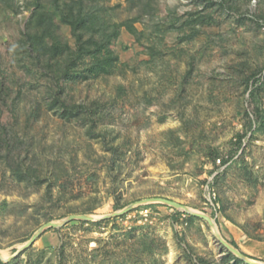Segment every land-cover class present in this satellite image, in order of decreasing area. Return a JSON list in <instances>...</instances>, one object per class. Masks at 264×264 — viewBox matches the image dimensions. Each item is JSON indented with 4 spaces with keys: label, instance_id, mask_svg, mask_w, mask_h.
<instances>
[{
    "label": "rangeland",
    "instance_id": "374dc122",
    "mask_svg": "<svg viewBox=\"0 0 264 264\" xmlns=\"http://www.w3.org/2000/svg\"><path fill=\"white\" fill-rule=\"evenodd\" d=\"M30 1L0 0L1 119L13 157L40 180L18 181L0 158V255L6 253V262L59 264L63 248L62 264H194L197 256L232 264L222 239L264 263V119L244 90L248 78L264 81V21L258 19L264 0H236L235 9L210 0H156L153 15L136 23L157 39L156 52L122 27L111 43L125 62L116 75L66 87L63 96L71 103L99 99L104 105L97 129L109 130L107 140L119 146L113 170L111 154L81 119L65 120L48 108L53 79L42 70L28 72L20 61ZM105 4L114 7V20L138 13V5L127 13L128 0ZM174 15L176 25L197 16L191 26L197 30L167 29L158 40L156 24L170 28ZM56 23L73 46L70 27ZM254 83L249 79V88ZM118 85L124 95L110 103ZM260 94L264 114V85ZM245 112L255 123L237 148ZM230 150L235 155L217 165ZM157 198L187 210L151 201ZM74 214L93 218L47 228L18 252L44 224Z\"/></svg>",
    "mask_w": 264,
    "mask_h": 264
},
{
    "label": "trees",
    "instance_id": "16d2710c",
    "mask_svg": "<svg viewBox=\"0 0 264 264\" xmlns=\"http://www.w3.org/2000/svg\"><path fill=\"white\" fill-rule=\"evenodd\" d=\"M156 0H128L127 13L132 12L136 5L138 10L136 14H128L125 18L114 20L111 16V11L114 7L106 6V0H31L28 2L29 6H33L30 16L25 23V29L21 33L19 39L20 61L28 63L25 68L28 72L43 71V74H48L54 86L49 89V109H56L59 116L65 120L81 119L82 123L87 126L88 134L96 139H101L105 150L111 154L109 169L113 170L116 165V157L118 155V145H114L112 139L107 140L109 130H100L98 128L99 116L104 105L100 100H95L92 105L71 103L63 96L66 87L70 83H77L81 80L91 81L98 79H106L109 76L116 75L117 69L125 65L121 62L118 54L114 52L111 47L113 40L119 36L120 29L124 27L134 38L140 43L144 44L153 52H156L158 44L157 39H153L145 35L144 29L139 30L136 23L139 22L144 14L152 16ZM211 4H217L219 7L226 6L230 9L238 8L236 0H220ZM51 8H47V5ZM258 19L264 21V14H260ZM70 27L71 36L74 39V45L71 46L66 40H63L58 32L59 25ZM179 17L174 15L170 22V28H163L161 23L156 24V29L162 31V34H157L158 40L163 41L164 34L167 29H182L183 25H195L199 18L192 15V18L179 25L176 21ZM259 21L257 20V23ZM192 32L196 31L191 27ZM193 36V33H192ZM160 41V42H161ZM159 43V42H158ZM123 49L127 46L123 45ZM249 79H254L255 83L249 88ZM260 82V84H257ZM264 85V81L259 78H248L245 80V89L249 91V98L254 106V113L259 120L264 119V114L261 110V94L260 88ZM2 84L0 83V87ZM2 88V87H1ZM116 96H113L108 101L115 103L118 98L124 95V87L118 85ZM182 90V89H181ZM150 101V100H149ZM2 108L0 107V158L8 163L12 175L18 181H29L33 179L36 183L35 170L30 166H24L22 162L16 161L12 154V143L10 144V137H8L7 127L3 124ZM247 117L245 122V129L241 133H237L236 147L240 148L242 139L247 135V132L252 130L255 123L248 112H245ZM258 122V120H257ZM257 128V125H256ZM108 141V142H107ZM3 151V153H2ZM236 153V150H230L227 158L222 157L221 163H226ZM216 157L218 152H213ZM211 172V171H210ZM32 176V177H31ZM35 177L36 179H34ZM62 185V184H61ZM152 205V204H150ZM124 205L115 204V209H121ZM149 207L148 205L145 208ZM181 215L186 213L175 212ZM124 216V215H122ZM121 216V217H122ZM188 217H194L189 215ZM176 221L177 218H174ZM26 237L22 241H26ZM234 246L235 244L232 243ZM62 250L59 251V264H62ZM252 258L251 256L245 254ZM226 259L233 260L232 264H245L237 256H234L230 251L225 256ZM14 261V260H13ZM0 259V264H10ZM194 264H209V262L201 256L196 257Z\"/></svg>",
    "mask_w": 264,
    "mask_h": 264
},
{
    "label": "water",
    "instance_id": "95a60500",
    "mask_svg": "<svg viewBox=\"0 0 264 264\" xmlns=\"http://www.w3.org/2000/svg\"><path fill=\"white\" fill-rule=\"evenodd\" d=\"M158 200L156 199H152L151 201H163V202H166V203H169V204H172L173 206L179 208V209H182V210H187V207L183 206V205H180V204H177L175 202H172V201H169V200H166V199H161V198H157ZM128 209V208H126ZM125 210H123L121 213H123ZM119 213V214H121ZM194 215H197V216H201L202 218L204 217L206 220H208L210 223H211V218L210 217H207L205 216L204 214L202 213H195ZM93 217L91 215H86V214H74V215H71L69 216L67 219L65 220H62L61 222H53V221H50V222H47L46 224H44L37 232H35V234H33V236L23 245V248H20L18 250V252L24 248H27L29 247L33 241L47 228H52V227H59L60 225H62L64 222L68 221V220H71V219H83V220H87V219H92ZM221 243L230 251L232 252L233 254H235L239 259H241L243 262L247 263V264H264V263H261L259 261H255L253 259H250L248 258L247 256H245L242 252H240L237 248H235L234 246H232L231 244L227 243L226 241L224 240H220ZM11 258V257H10ZM0 259L4 262H6L9 258H1Z\"/></svg>",
    "mask_w": 264,
    "mask_h": 264
},
{
    "label": "built area",
    "instance_id": "2783aa9c",
    "mask_svg": "<svg viewBox=\"0 0 264 264\" xmlns=\"http://www.w3.org/2000/svg\"><path fill=\"white\" fill-rule=\"evenodd\" d=\"M221 160H222L221 158H217V159H216V164H217V165L221 164V162H222Z\"/></svg>",
    "mask_w": 264,
    "mask_h": 264
},
{
    "label": "bare ground",
    "instance_id": "6f19581e",
    "mask_svg": "<svg viewBox=\"0 0 264 264\" xmlns=\"http://www.w3.org/2000/svg\"><path fill=\"white\" fill-rule=\"evenodd\" d=\"M0 256H1V255H0ZM2 256H6V253H3ZM2 256H1V257H2ZM2 258H3V257H2Z\"/></svg>",
    "mask_w": 264,
    "mask_h": 264
},
{
    "label": "clouds",
    "instance_id": "9594fccd",
    "mask_svg": "<svg viewBox=\"0 0 264 264\" xmlns=\"http://www.w3.org/2000/svg\"><path fill=\"white\" fill-rule=\"evenodd\" d=\"M245 255V254H244ZM246 256V255H245ZM248 257V256H247ZM250 258V257H249Z\"/></svg>",
    "mask_w": 264,
    "mask_h": 264
}]
</instances>
